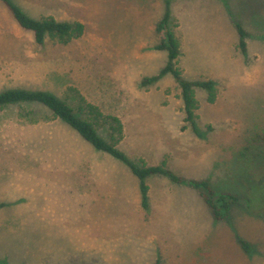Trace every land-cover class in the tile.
<instances>
[{
	"label": "rangeland",
	"instance_id": "obj_1",
	"mask_svg": "<svg viewBox=\"0 0 264 264\" xmlns=\"http://www.w3.org/2000/svg\"><path fill=\"white\" fill-rule=\"evenodd\" d=\"M12 1L34 19L80 22L85 31L68 44L38 45L0 2V93L42 90L71 104L79 94L121 119L120 151L139 165L166 164L186 182L150 177L146 211L128 167L46 108L8 107L0 113V264H264L260 1L169 0L184 79L212 80L217 91L214 103L195 92L201 138L189 125L182 130L184 104L171 75L141 85L168 60L156 50L166 0ZM237 22L250 34L246 55ZM22 109L38 123L20 117ZM192 180L249 201L215 219Z\"/></svg>",
	"mask_w": 264,
	"mask_h": 264
},
{
	"label": "trees",
	"instance_id": "obj_2",
	"mask_svg": "<svg viewBox=\"0 0 264 264\" xmlns=\"http://www.w3.org/2000/svg\"><path fill=\"white\" fill-rule=\"evenodd\" d=\"M8 9L18 26L24 31L34 35L35 42L43 45L48 39L61 44H68L73 40L83 36L85 26L80 22H62L54 17H44L34 19L27 15L12 0H0ZM173 27V28H172ZM175 24L172 26L170 2L166 0V13L161 22L157 25V33L162 36V42L156 46L157 51H164L168 54V60L163 69L156 75L146 77L142 80V87L148 88L155 85L167 75H171L178 84L183 100V111L185 113V123L182 130H186L189 125L198 137H202L197 124L196 111L199 104L195 92L197 89L208 94V101L214 103L217 97L215 83L212 80L187 81L183 77V72L178 67L181 56V45L174 32ZM239 36L238 48L243 55L247 54V38L249 34L243 29L241 23H235ZM78 96V101L71 104L68 100L57 95L42 90L29 89H8L0 93V113L13 106L24 107L34 105L46 108L51 112L53 119H58L77 132L96 151L105 153L115 160L124 164L139 182L141 194V205L144 210L150 209L149 190L147 183L152 176H165L175 183H184L186 179L178 176L167 168L166 164L158 166L139 165L130 159L124 152L118 149L119 143L124 138V125L120 118L105 115L99 107L89 103L85 98ZM20 117L33 123H38V117L30 110L20 112ZM107 129L108 138H105L101 131ZM190 185L201 191L206 203L213 209L215 219L224 220L230 215V209L234 205H243L244 198L232 193L217 194L210 187L208 181H189ZM4 207L0 204V208ZM245 253H251L249 243L241 240ZM3 264V263H1Z\"/></svg>",
	"mask_w": 264,
	"mask_h": 264
},
{
	"label": "crops",
	"instance_id": "obj_3",
	"mask_svg": "<svg viewBox=\"0 0 264 264\" xmlns=\"http://www.w3.org/2000/svg\"><path fill=\"white\" fill-rule=\"evenodd\" d=\"M244 1H247V2H249L251 5H255V2H257V1H260V5H261V7H264V0H244ZM246 31V30H245ZM247 32V31H246ZM248 33V32H247ZM249 34V33H248ZM249 36H250V34H249ZM93 181H95L92 177H88V182H90V183H92Z\"/></svg>",
	"mask_w": 264,
	"mask_h": 264
}]
</instances>
